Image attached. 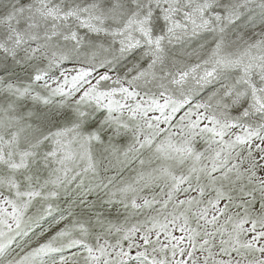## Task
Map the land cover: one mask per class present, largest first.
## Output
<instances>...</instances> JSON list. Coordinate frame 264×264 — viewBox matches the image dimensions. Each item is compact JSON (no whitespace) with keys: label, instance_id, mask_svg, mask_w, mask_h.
I'll use <instances>...</instances> for the list:
<instances>
[{"label":"snow or ice","instance_id":"1","mask_svg":"<svg viewBox=\"0 0 264 264\" xmlns=\"http://www.w3.org/2000/svg\"><path fill=\"white\" fill-rule=\"evenodd\" d=\"M0 264H264V0H0Z\"/></svg>","mask_w":264,"mask_h":264}]
</instances>
